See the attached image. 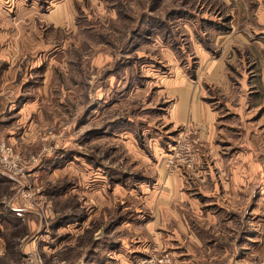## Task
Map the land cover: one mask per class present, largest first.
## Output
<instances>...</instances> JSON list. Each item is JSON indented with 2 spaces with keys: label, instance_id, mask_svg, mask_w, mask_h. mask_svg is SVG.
<instances>
[{
  "label": "rangeland",
  "instance_id": "rangeland-1",
  "mask_svg": "<svg viewBox=\"0 0 264 264\" xmlns=\"http://www.w3.org/2000/svg\"><path fill=\"white\" fill-rule=\"evenodd\" d=\"M17 1L39 62L14 32L0 264H264V0Z\"/></svg>",
  "mask_w": 264,
  "mask_h": 264
},
{
  "label": "crops",
  "instance_id": "crops-1",
  "mask_svg": "<svg viewBox=\"0 0 264 264\" xmlns=\"http://www.w3.org/2000/svg\"><path fill=\"white\" fill-rule=\"evenodd\" d=\"M21 3H22V1L21 2L17 1V7L16 8H17V10H21V12H23V13L21 16L17 15L16 20L5 19L4 15H2L3 13H1V8H0V17H1V20H0V40H1V44H0V67L5 63H9L7 61V59L3 56V52L5 50H12L15 55H16V53H18L20 51L18 49L19 37L16 36V38H18V39H14L15 36L13 33L14 32L17 33L20 30V28H24L25 26H28V27H25V29L26 30L29 29V31H27L29 34H25L23 36L24 38L22 37L23 40L25 41V43L23 44V47L26 49H29V50L31 49V52H30V53H32V57H31L32 59L30 60L31 62H33V61L39 62V59H37V56H35V53L33 51L34 49L36 51H39V35H37V34L33 35V31L36 29V27H35L34 22L31 20V16H33V13L37 9H35V7H28V5H26V4H24V7H23V5H21ZM26 7H28L30 10L25 11ZM36 17H38V15H36ZM2 32L4 34H2ZM5 35H6V37H5ZM6 40H13V46L11 44L12 48L10 46L6 45V43H7ZM36 64H38V63H36ZM217 64L218 63L215 64L216 68H214V69L209 68V73L214 72L215 74H217L220 72L221 68L219 69L217 67ZM9 65H11V64L9 63ZM5 72H6V70H3V72L0 74V78L5 74ZM198 90L199 89L197 88V90H195L193 92V87H191V84L188 83L187 81L185 82V80H184V82L179 85V97L184 101H188L189 97H190V93L192 92V93H195V95H196L197 93H199ZM193 98H195V97H193ZM196 99H198V97H196L195 100ZM227 103L230 105L229 101ZM179 106L181 107V106H183V104H180ZM179 106L176 107L177 110L174 112V113H176V116H175L176 119L175 120H177V121L185 120V116L187 115V111L184 110V112H182L180 110ZM185 108H186V106H185ZM187 108H188L189 113L192 114V120L193 121H201L204 123L208 122V121L211 123L214 122V118L216 117V113L215 112L211 113V111L209 110L207 105H205L201 102H198L196 104H193L191 107H187ZM199 119H202V120H199ZM121 264H130V263L129 262H125V263L123 262ZM184 264H189V261L186 260V262Z\"/></svg>",
  "mask_w": 264,
  "mask_h": 264
}]
</instances>
